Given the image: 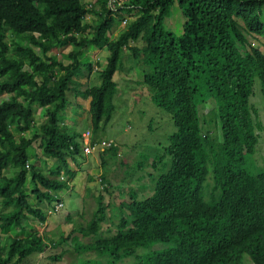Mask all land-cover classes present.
Here are the masks:
<instances>
[{"label": "trees", "instance_id": "16d2710c", "mask_svg": "<svg viewBox=\"0 0 264 264\" xmlns=\"http://www.w3.org/2000/svg\"><path fill=\"white\" fill-rule=\"evenodd\" d=\"M108 5L98 10L81 0H0V264H25L70 240L78 253H94L103 264L129 258L134 264H264V167L255 160L261 127L252 104L257 82L264 97V52L251 42L264 40V0H129L116 12ZM175 9L184 19L180 35L166 27ZM91 16L97 21L89 22ZM117 18L128 22L111 39ZM93 48L109 52L104 70L95 72L100 62L82 60ZM135 69L149 99L175 127L165 143L138 154L143 169L156 154L152 194L140 199L132 191L114 208L119 218L111 238L101 234L110 205L96 195L98 186L94 193L88 189L97 202L91 220H83V205L79 217L86 225L58 242L33 230L25 239L3 237L12 228L26 231L27 216L48 219L47 211L30 204L28 182L38 201L54 207L78 175L79 159L90 155L83 139L89 128L77 132L66 124H77L67 114L84 109L79 98L90 100L91 145L100 148L103 167L99 186L108 192L109 162H125L128 153L123 157L119 142L93 135L116 111V73ZM91 73L99 86H74L83 78L91 83ZM209 100L215 109L203 125L200 106ZM36 108L45 118L39 125ZM38 142L41 154L56 160L48 175L29 160L27 151Z\"/></svg>", "mask_w": 264, "mask_h": 264}, {"label": "rangeland", "instance_id": "374dc122", "mask_svg": "<svg viewBox=\"0 0 264 264\" xmlns=\"http://www.w3.org/2000/svg\"><path fill=\"white\" fill-rule=\"evenodd\" d=\"M108 0H81V2L87 5L89 8L91 6L96 7L98 10L100 6ZM129 3V0H121L119 3L120 6H124ZM128 20V19H126ZM97 18L91 16L89 22H96ZM125 20L120 21L117 18L115 27L110 33L111 39L118 37L120 32L124 29ZM184 19L182 13L179 9H175L171 17L166 21V27L171 32L176 35H180L183 31ZM252 47L258 48L264 52V40L256 37L251 38ZM25 45V44H24ZM38 53L39 50L34 48ZM72 51V48L69 47L67 50H64L63 53L69 54ZM109 57V52L107 49L98 50L90 49L83 57L84 62L94 61L100 62L101 67L95 68V72L98 70H104L107 64V59ZM128 64L126 67H130L131 61L129 58L125 59ZM64 63L68 64L69 61L65 60ZM96 73H91L90 75L91 83H88L86 78L77 80L79 88H87L93 86H99L101 81L99 80ZM114 80L118 83V94L114 100L116 111L113 115L111 122L108 124L106 129H100L98 132L94 133V139H104L106 141H113L115 143L121 144V152L123 157L128 153L125 162L117 160L114 164L109 162L108 166L111 167V172L108 174L111 181V185H106L108 192L106 190H100V186H103V183L100 180L101 172L103 171L102 162L99 158L100 148H96L91 154L86 158H80V168L78 172V177L74 178L73 183L75 186L74 191L63 192L61 197L63 198L64 208L62 209L57 203L55 206L59 207L58 210H55L52 206L41 203L38 201L37 197L32 195L31 183L27 184V191L29 193V202L32 206L40 208L43 211H47V221L45 223H40L39 220L27 216L28 219L24 220V227L26 231L20 230L18 228H12L8 232H3L2 234L9 233L10 237L15 239H25L29 237L32 233L31 231H38L45 238L54 239L57 242L60 240L61 236H69L72 230L79 225L85 224L84 221L89 222L92 218L93 212L97 208V202L92 199L91 192H87V187L94 186L93 182H100L98 190L96 188L90 191L95 192L96 195L102 194L105 198V204L110 205L108 209V222L102 226L101 234L103 237L111 238L116 234V225L118 223L119 213L114 208L118 207L120 203L125 202L129 199L130 193L136 192L139 195L140 199H145L152 194L154 182L151 176L157 177L159 172L156 171L152 166V161L154 160L153 156L156 154H146L145 156L149 157L150 160L146 164L145 168H141L140 164L137 162L138 154L140 152H149L146 148H153L156 145H161L169 139V137L175 133V127L171 120V117L162 109L155 106L150 97V91L142 84V73L135 69L131 73H126L124 70L122 72L116 73ZM71 97L70 94H68ZM252 104L255 109L258 111L259 121L261 130L258 133L260 135V143L258 147L257 156L255 158L257 165L264 167V97L260 91L259 82L255 85V94L252 97ZM2 99V98H1ZM83 103V108L80 111L72 110L68 112L69 118L76 119L77 124H73L72 121H68L67 125H76L77 132H83L84 130L91 127L90 113H89V101L83 102L82 99H77ZM212 100V99H211ZM209 100L208 102H210ZM213 101V100H212ZM210 102V104L200 106V118L201 122L204 125V119L209 117L215 109V103ZM35 112V122L36 125H39V122L44 121L43 111L40 108H36ZM256 119V118H255ZM207 129V128H206ZM85 132V131H84ZM220 136V134H219ZM139 143L143 147H139ZM137 144V145H136ZM129 148V152H128ZM40 144L35 143L34 146L30 147L27 151L29 160L31 163H34L38 168L42 169L45 175H48L51 171L50 169L55 165V159H46L40 151ZM157 151L162 153L160 147ZM168 158H165L164 162H167ZM124 162V163H122ZM75 165V163H73ZM161 168V167H160ZM5 175L12 177L14 175L13 171H6ZM93 178V180H90ZM92 193V195H93ZM58 195V194H57ZM94 196V195H93ZM1 201V200H0ZM85 204L84 213L82 211V206ZM0 204V210H1ZM7 208L5 211H9ZM83 213V220L79 217ZM78 215V216H77ZM117 216V218L115 217ZM86 225V224H85ZM6 237V236H3ZM81 241L84 244L90 242V239H82ZM50 241V240H48ZM75 244L72 240L68 241L65 244L60 245L59 247H53L46 253L33 255L25 264H94L102 263L100 259L95 258L96 254L94 253H85L76 251ZM163 248L162 246H156V249ZM65 252V256L62 261L53 263L49 260L50 256H54L58 253ZM144 250H140L143 252ZM89 259L86 262L85 260ZM134 258H129L125 260H120L116 264H134ZM250 264V263H248Z\"/></svg>", "mask_w": 264, "mask_h": 264}, {"label": "built area", "instance_id": "2783aa9c", "mask_svg": "<svg viewBox=\"0 0 264 264\" xmlns=\"http://www.w3.org/2000/svg\"><path fill=\"white\" fill-rule=\"evenodd\" d=\"M121 0H110L109 1V7L112 9L114 12L117 11L118 8H122L124 6H120ZM128 20H125L123 24H127ZM83 139H84V146H85V153L86 154H91L97 147L91 145V133L85 132L83 134ZM103 146H110V144H103ZM61 206V205H60Z\"/></svg>", "mask_w": 264, "mask_h": 264}, {"label": "crops", "instance_id": "0c3cea01", "mask_svg": "<svg viewBox=\"0 0 264 264\" xmlns=\"http://www.w3.org/2000/svg\"><path fill=\"white\" fill-rule=\"evenodd\" d=\"M84 102V101H83ZM85 102H87V101H85ZM79 103L80 104H83V103H81L80 101H79ZM89 104H90V101H89ZM72 166H75L76 167V165H74V164H72ZM75 170L76 171H78L79 172V170H81L80 168H75ZM79 175V174H78ZM78 175L76 176V177H78ZM93 184H94V186H88L89 188H92V187H95V186H99V184H100V182L99 181H97V182H93ZM74 189H75V186H74V183H72V186H71V188L68 190V191H66V193L67 192H71V191H74ZM86 191L88 192V188L86 189ZM85 205V204H84ZM78 216V215H77ZM3 236H8V237H10V235H9V233H6V234H3Z\"/></svg>", "mask_w": 264, "mask_h": 264}, {"label": "clouds", "instance_id": "9594fccd", "mask_svg": "<svg viewBox=\"0 0 264 264\" xmlns=\"http://www.w3.org/2000/svg\"><path fill=\"white\" fill-rule=\"evenodd\" d=\"M110 1V0H109ZM109 6V5H108ZM62 180L64 179V178H61ZM72 183H73V180L72 181H70V185L72 186ZM71 188V187H70ZM68 191V190H67ZM64 191H62V192H60V193H58V199H60V201L57 203V202H54V209L55 210H58V208L59 207H57V206H55V204L57 203L58 205H61V208L63 209L64 208V202H63V198L61 197V194L63 193ZM66 192V191H65ZM61 209V210H62ZM61 210H58V212H60Z\"/></svg>", "mask_w": 264, "mask_h": 264}]
</instances>
